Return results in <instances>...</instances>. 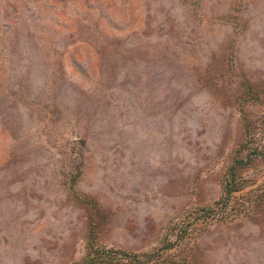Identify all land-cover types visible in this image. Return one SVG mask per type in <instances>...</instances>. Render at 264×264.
<instances>
[{
  "label": "rangeland",
  "instance_id": "1",
  "mask_svg": "<svg viewBox=\"0 0 264 264\" xmlns=\"http://www.w3.org/2000/svg\"><path fill=\"white\" fill-rule=\"evenodd\" d=\"M111 249L264 264V0H0V264Z\"/></svg>",
  "mask_w": 264,
  "mask_h": 264
},
{
  "label": "trees",
  "instance_id": "2",
  "mask_svg": "<svg viewBox=\"0 0 264 264\" xmlns=\"http://www.w3.org/2000/svg\"><path fill=\"white\" fill-rule=\"evenodd\" d=\"M248 164V163H246ZM242 163V161H235L232 164V167L229 171V173L224 177L222 181V189H221V203L223 204V207L221 210L225 209V206L227 204L228 197L231 195L232 192L237 191L240 189V187L237 185V181L235 179V168L236 167H242L246 165ZM210 212V210H207ZM166 249H169L166 248ZM90 254H87V257L84 259V264H102L100 263L102 259H105L109 262L112 261H133L136 259V255H132L129 252L121 251V250H108V251H102V253H99V251H93V255L90 257Z\"/></svg>",
  "mask_w": 264,
  "mask_h": 264
}]
</instances>
